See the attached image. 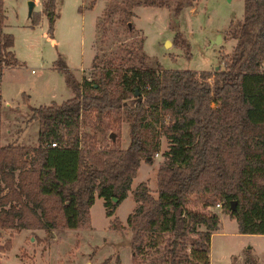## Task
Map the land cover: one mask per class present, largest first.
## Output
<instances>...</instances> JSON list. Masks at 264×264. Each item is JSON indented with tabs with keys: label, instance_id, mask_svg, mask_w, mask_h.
<instances>
[{
	"label": "trees",
	"instance_id": "trees-1",
	"mask_svg": "<svg viewBox=\"0 0 264 264\" xmlns=\"http://www.w3.org/2000/svg\"><path fill=\"white\" fill-rule=\"evenodd\" d=\"M118 1L121 19L134 31L131 5H172L177 13L197 0ZM242 3L241 19L228 27L235 42L213 71L151 67L142 58L143 38L135 65L98 64L92 57L88 76L80 80L57 57L52 66L72 95L28 105V118L37 121L35 145L0 143V229L89 227L94 195L112 215L139 160L151 161L162 135L168 146L156 168V195L143 181L130 190L135 205L125 221L131 264H209L218 216L187 208L189 195L204 207L219 201L238 232L264 234V0ZM54 8L55 0H42L50 38ZM109 13L106 4L101 16ZM4 18L0 0V76L18 62ZM173 39L182 42L181 33L175 30ZM118 107L128 123L127 144L83 150V127L100 130L102 117Z\"/></svg>",
	"mask_w": 264,
	"mask_h": 264
},
{
	"label": "rangeland",
	"instance_id": "rangeland-1",
	"mask_svg": "<svg viewBox=\"0 0 264 264\" xmlns=\"http://www.w3.org/2000/svg\"><path fill=\"white\" fill-rule=\"evenodd\" d=\"M27 1L3 0L18 64L7 69L1 80L6 97L14 102L23 100L20 93H15L17 86L21 88L27 107L59 103L72 95L62 73L52 66L57 57L81 79L88 76L92 57L98 64L110 61L121 68L135 65L141 53V38L142 51L147 55L141 57L151 67L213 71L223 66L221 56L230 53L235 39L228 35V27L241 19L243 11L242 0H197L177 13L172 11V5H131L134 13L129 22L139 31H128L119 15L118 0L114 5L94 0L92 6L89 0H56L50 40L42 0H32L29 15ZM106 4L110 13L103 18L101 12ZM175 30L181 33L182 42L173 39ZM217 34L218 41H211ZM29 114V109L10 113L0 107V143L35 145L37 121L28 118ZM100 126L96 132L83 127L87 131V137L80 139L83 150L90 145L127 144L128 123L121 107L103 116ZM167 146V139L161 135L151 161L139 160L127 194L112 215L105 214L102 198L94 195L89 206V227L0 229V264H131L125 221L135 205L130 190L143 181L156 195V168ZM193 198L189 195L187 208L214 210L219 220L209 240V264H264V234L238 232L235 219L227 211L215 205L204 207Z\"/></svg>",
	"mask_w": 264,
	"mask_h": 264
},
{
	"label": "crops",
	"instance_id": "crops-1",
	"mask_svg": "<svg viewBox=\"0 0 264 264\" xmlns=\"http://www.w3.org/2000/svg\"><path fill=\"white\" fill-rule=\"evenodd\" d=\"M56 1V0H55ZM55 9V8H54ZM55 11V10H54ZM4 12V11H3ZM5 15V13H4ZM55 17H56V12H55ZM55 19V18H54ZM4 26H3V29L7 32H10L12 34V32L10 31V29L8 28V23L6 22V15H5V18H4ZM13 36V35H12ZM52 40V38L50 39ZM12 50H13V44H12ZM18 64V62H17ZM17 64H15L14 66H5L3 69H2V74L0 76V103H1V111L3 110H6L10 113H14L15 111H26L28 108H27V103L23 102V100H20L19 103L18 101L14 102L10 99H8L5 95V86H3V84H1V80H2V77H3V74L4 72L7 70V69H11L13 67H16ZM72 71V69H70ZM73 73V72H72ZM74 77L77 79V80H80L79 76H76L74 73H73ZM65 86L67 88H69L66 84ZM70 90V88L68 89ZM16 94L18 93H22L23 91L21 90L20 87L17 86L16 90H15ZM21 91V92H20ZM70 97V96H69ZM14 102V103H13ZM40 104V103H39ZM38 104V105H39ZM31 106H36V105H31ZM21 229H25V228H21Z\"/></svg>",
	"mask_w": 264,
	"mask_h": 264
},
{
	"label": "water",
	"instance_id": "water-1",
	"mask_svg": "<svg viewBox=\"0 0 264 264\" xmlns=\"http://www.w3.org/2000/svg\"><path fill=\"white\" fill-rule=\"evenodd\" d=\"M33 1L32 0H28L27 1V14L29 15L30 14V12H31V10H32V6H33ZM218 39H219V35L217 34L216 35V38L215 39H212L211 41H213V42H217L218 41ZM216 69H217V66L215 67ZM138 99H139V97H138ZM110 136L111 137H113L112 136V133L110 134ZM231 207H233V205H234V201L233 200H231Z\"/></svg>",
	"mask_w": 264,
	"mask_h": 264
},
{
	"label": "built area",
	"instance_id": "built-area-1",
	"mask_svg": "<svg viewBox=\"0 0 264 264\" xmlns=\"http://www.w3.org/2000/svg\"><path fill=\"white\" fill-rule=\"evenodd\" d=\"M51 144H54V143H51ZM214 205L220 207L221 203H220L219 201H216V202L214 203Z\"/></svg>",
	"mask_w": 264,
	"mask_h": 264
}]
</instances>
